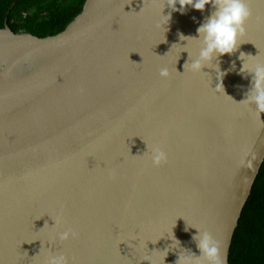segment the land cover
<instances>
[{
    "label": "water",
    "instance_id": "95a60500",
    "mask_svg": "<svg viewBox=\"0 0 264 264\" xmlns=\"http://www.w3.org/2000/svg\"><path fill=\"white\" fill-rule=\"evenodd\" d=\"M247 4L244 44L220 58L221 71L236 66L223 85L214 69L184 70L188 53L171 49L185 43L178 33L197 35L211 5L172 12L166 42L157 27L165 0H85L45 37L5 21L0 264H44L50 254L69 264H176L182 249L200 254L198 230L229 264L264 161V113L240 103L251 80L240 52L264 61V0ZM187 50L195 57L198 42ZM154 146L167 153L159 166ZM69 229L76 237L61 240Z\"/></svg>",
    "mask_w": 264,
    "mask_h": 264
},
{
    "label": "clouds",
    "instance_id": "9594fccd",
    "mask_svg": "<svg viewBox=\"0 0 264 264\" xmlns=\"http://www.w3.org/2000/svg\"><path fill=\"white\" fill-rule=\"evenodd\" d=\"M177 4L180 5L179 8H177ZM206 5H211L212 11L197 28V35L186 36L183 33H178L179 40L185 43H175L171 49L174 46H179L182 49L180 54L182 52L188 53V61L184 64V70L185 66L192 73H205L203 71L205 67L214 69L218 81L217 85H223L222 80L227 71L235 70L236 66L233 62L229 70L221 71L220 58L226 54L232 55L244 44L241 43V38L245 35V24L251 16L247 0H165V6L161 10V18L157 22V27L164 30L162 42H166L165 32L168 31L167 26L171 21L172 12L180 11L183 13L188 7L204 11ZM165 7L170 9L167 15L163 14ZM5 21L7 24V20ZM190 41L198 42V53L195 57H192V54L187 50ZM245 57H248L249 60H246ZM239 59L242 61L240 73L246 74V77H251L250 87L240 103L249 106L254 105L258 113H264V61L258 60L257 55L253 56L244 52H240ZM160 76L168 78L170 76L168 68H161ZM150 158L154 166H159L167 161V153L159 146H154L151 149ZM185 230L187 231V229ZM76 235L75 231L69 229L61 232L59 238L67 240L70 237L75 238ZM171 240L173 244V239ZM192 240L200 254L196 255L190 249H182L176 264H224L220 254V244L209 232L198 230V233L193 235ZM174 241L178 245V249L181 248L180 241L175 237ZM44 264H69V261L64 254H50L46 257Z\"/></svg>",
    "mask_w": 264,
    "mask_h": 264
},
{
    "label": "trees",
    "instance_id": "16d2710c",
    "mask_svg": "<svg viewBox=\"0 0 264 264\" xmlns=\"http://www.w3.org/2000/svg\"><path fill=\"white\" fill-rule=\"evenodd\" d=\"M84 2L0 0V28L7 20L13 32H27L38 37L55 35L81 11ZM229 264H264V161L235 229Z\"/></svg>",
    "mask_w": 264,
    "mask_h": 264
}]
</instances>
